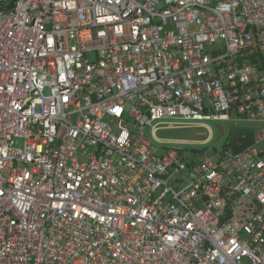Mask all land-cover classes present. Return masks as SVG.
<instances>
[{
	"label": "built area",
	"instance_id": "2783aa9c",
	"mask_svg": "<svg viewBox=\"0 0 264 264\" xmlns=\"http://www.w3.org/2000/svg\"><path fill=\"white\" fill-rule=\"evenodd\" d=\"M262 47L264 0H0V264H264Z\"/></svg>",
	"mask_w": 264,
	"mask_h": 264
},
{
	"label": "rangeland",
	"instance_id": "374dc122",
	"mask_svg": "<svg viewBox=\"0 0 264 264\" xmlns=\"http://www.w3.org/2000/svg\"><path fill=\"white\" fill-rule=\"evenodd\" d=\"M261 50L264 54V47ZM244 126H253L252 128L255 132L258 128L257 124L251 122L229 119L192 121L191 124L183 127H166L161 124L154 133H152L151 125H147L143 132L151 139L153 145L158 148L159 153H163L166 147L178 146L183 147L186 152L185 156L191 159L194 157L198 158L203 154L216 155L220 153L227 137L239 127ZM260 127H264V124H260ZM186 141L188 142L185 143ZM21 145L22 140H16V146L20 147ZM203 148L204 152H192L193 149L202 150Z\"/></svg>",
	"mask_w": 264,
	"mask_h": 264
},
{
	"label": "trees",
	"instance_id": "16d2710c",
	"mask_svg": "<svg viewBox=\"0 0 264 264\" xmlns=\"http://www.w3.org/2000/svg\"><path fill=\"white\" fill-rule=\"evenodd\" d=\"M249 57L256 62H263V53L260 50H253ZM253 127V126H252ZM252 127L244 126L239 127L237 130L233 131L228 137L227 140L223 143V152L228 148L233 152L240 151L245 148L253 141L254 129ZM204 152L202 150L193 149L192 152Z\"/></svg>",
	"mask_w": 264,
	"mask_h": 264
},
{
	"label": "crops",
	"instance_id": "0c3cea01",
	"mask_svg": "<svg viewBox=\"0 0 264 264\" xmlns=\"http://www.w3.org/2000/svg\"><path fill=\"white\" fill-rule=\"evenodd\" d=\"M255 133H256V132L254 131V135H255ZM253 138H254V136H253ZM222 146H223V145H222ZM222 151H223V148H222ZM195 158H196V157H195Z\"/></svg>",
	"mask_w": 264,
	"mask_h": 264
}]
</instances>
